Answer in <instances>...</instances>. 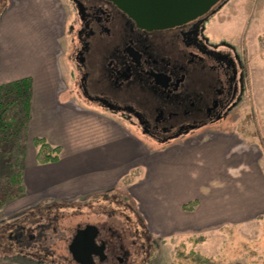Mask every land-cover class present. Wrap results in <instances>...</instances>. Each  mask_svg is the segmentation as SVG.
Returning <instances> with one entry per match:
<instances>
[{
	"label": "crops",
	"instance_id": "crops-1",
	"mask_svg": "<svg viewBox=\"0 0 264 264\" xmlns=\"http://www.w3.org/2000/svg\"><path fill=\"white\" fill-rule=\"evenodd\" d=\"M28 3L5 0L0 14V85L32 78L29 132L60 146L62 152L58 161L49 163H39L36 151L27 156L26 195L65 201L68 196L100 195L122 186L135 201L152 238H187L189 250L200 252L212 237L220 239L223 231L263 215L264 175L248 166L252 161L248 154L239 153L237 135L220 130L210 137L209 145L202 143L203 136L187 135L150 153L139 135L118 119L71 97L60 64L55 61L54 69L52 61L48 63L40 54L43 48L28 45L26 55L14 58L9 19ZM27 33L34 31L28 28ZM138 167L145 168L144 174L127 183ZM194 201V209H185ZM201 234L207 236L205 241L191 243L190 238ZM217 255L224 257L222 250Z\"/></svg>",
	"mask_w": 264,
	"mask_h": 264
},
{
	"label": "rangeland",
	"instance_id": "rangeland-1",
	"mask_svg": "<svg viewBox=\"0 0 264 264\" xmlns=\"http://www.w3.org/2000/svg\"><path fill=\"white\" fill-rule=\"evenodd\" d=\"M28 1L9 19V44L16 49L12 56L21 58L26 55L27 46L31 44L39 50L43 48L40 54L44 53L48 63L52 61L54 69L55 65L60 64L71 97L75 95L81 105L102 109L99 104L82 97L78 91L79 75L73 57L74 47L78 45V21L75 13L70 12V1ZM4 6L5 0H0V14ZM206 15V38L223 50L228 51L232 47L231 52L240 60V92L236 103L216 124L188 135L203 136L205 140L202 143L207 145L211 142L210 137L220 130L237 135L238 147H241L239 153L248 154V159L252 160L248 166L255 173L264 175V0H221ZM28 28L34 33H27ZM52 75H56L54 70ZM102 110L100 113L118 119L127 129L138 134L150 153L174 143L151 140L122 111ZM29 123L17 140L19 157L14 155L10 164L0 158V172H24L27 156L35 155V151L37 154L34 144L37 136L30 134ZM244 139L245 143L241 141ZM134 170L135 175L131 176L134 178H128L127 183L145 172L144 167ZM30 195L32 193H23L7 204H0V264H73L68 239L74 227L78 223L106 219L109 226L120 231L123 236L121 242L131 250L129 264L186 263L184 259H177L176 253L178 250L188 251L190 241L176 237L165 241L152 238L137 212L135 201L122 186L100 195L68 196L65 201ZM223 232L224 237H212L201 252L217 257V251L222 250L224 264H264V213L257 220ZM40 234L45 238L38 241ZM138 234L140 237L137 238ZM193 239L190 238L191 243H194Z\"/></svg>",
	"mask_w": 264,
	"mask_h": 264
},
{
	"label": "flooded vegetation",
	"instance_id": "flooded-vegetation-1",
	"mask_svg": "<svg viewBox=\"0 0 264 264\" xmlns=\"http://www.w3.org/2000/svg\"><path fill=\"white\" fill-rule=\"evenodd\" d=\"M69 1L78 21L73 57L79 93L105 111H122L151 140L170 143L212 127L238 100L240 60L232 47L223 50L206 38L207 15L149 30L113 0ZM107 222L74 227L71 263L81 264L74 255L89 249L95 264H129L131 250ZM89 226L97 230L88 232Z\"/></svg>",
	"mask_w": 264,
	"mask_h": 264
},
{
	"label": "trees",
	"instance_id": "trees-1",
	"mask_svg": "<svg viewBox=\"0 0 264 264\" xmlns=\"http://www.w3.org/2000/svg\"><path fill=\"white\" fill-rule=\"evenodd\" d=\"M33 81L31 77H23L0 85V158L8 164L19 157L17 142L19 136L31 119ZM37 148L36 158L39 163L58 161L62 148L52 145L45 137L34 138ZM14 148H16L14 150ZM24 172L14 170L8 173L0 172V204H7L10 200L25 193ZM196 201L185 205V209H194ZM206 235L194 237V243L205 241ZM177 259H184L182 264H224L222 257H213L196 249L188 251L178 250Z\"/></svg>",
	"mask_w": 264,
	"mask_h": 264
},
{
	"label": "water",
	"instance_id": "water-1",
	"mask_svg": "<svg viewBox=\"0 0 264 264\" xmlns=\"http://www.w3.org/2000/svg\"><path fill=\"white\" fill-rule=\"evenodd\" d=\"M121 9L127 12L138 25L149 30L167 29L196 20L209 13L221 0H113ZM89 231L96 227L89 226ZM91 245H96L94 233ZM84 251V250H83ZM80 252L78 257L81 264H95L92 250ZM104 258V257H103Z\"/></svg>",
	"mask_w": 264,
	"mask_h": 264
}]
</instances>
